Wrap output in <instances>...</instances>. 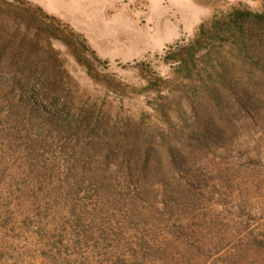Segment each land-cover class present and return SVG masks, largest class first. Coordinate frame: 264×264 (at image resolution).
I'll return each mask as SVG.
<instances>
[{
  "label": "rangeland",
  "instance_id": "1",
  "mask_svg": "<svg viewBox=\"0 0 264 264\" xmlns=\"http://www.w3.org/2000/svg\"><path fill=\"white\" fill-rule=\"evenodd\" d=\"M5 1L57 36L55 54L41 44L30 58L41 70L17 89L23 103L50 112L42 95L53 97L57 82L62 104H96L113 121L151 111L143 93L132 92L139 77L122 65L150 60L167 74L165 50L192 39L203 22L234 6L264 13L263 0ZM23 24L1 16L0 35ZM35 25L27 31L36 34ZM110 79L118 91L109 92ZM8 91L0 85V264H264V110L258 123L239 114L237 136L204 153L200 187L166 199L156 185L148 203L135 206L126 183L110 182L100 195L88 182L79 190L84 159L47 133L45 113H28L35 127L18 124L22 103Z\"/></svg>",
  "mask_w": 264,
  "mask_h": 264
},
{
  "label": "trees",
  "instance_id": "2",
  "mask_svg": "<svg viewBox=\"0 0 264 264\" xmlns=\"http://www.w3.org/2000/svg\"><path fill=\"white\" fill-rule=\"evenodd\" d=\"M0 3L6 6L0 7L3 21L15 16L24 21L19 29L0 35V85L22 103L13 113L15 121L35 127L37 122L28 119V113L35 118L40 113L48 116L47 133H53L78 161H85L77 181L79 190L88 182L100 195L110 182L126 183L134 191L135 206L148 203L146 195L156 185L164 190L166 199H174L175 194L183 197L204 180L199 169L204 153L226 147L237 136L239 114L244 112L256 123L264 110L262 12L234 6L203 22L192 39L165 50L161 59L170 69L167 74L156 71L150 60L122 65L139 77V87L133 85L132 92L143 93L151 111L142 110L138 120L113 121L110 114L97 110L96 104L76 106L68 97L62 104V83L51 86L54 99L42 95L49 99L50 112L23 103L19 90L41 70L30 58L41 44L47 49L44 52L55 54L52 40L57 36L29 10L15 8L5 0ZM30 23L36 24V34L27 31ZM30 71L31 76L27 74ZM89 74L97 80L91 70ZM106 85L111 93L119 90L112 87L111 79ZM42 89L47 86L43 84Z\"/></svg>",
  "mask_w": 264,
  "mask_h": 264
}]
</instances>
